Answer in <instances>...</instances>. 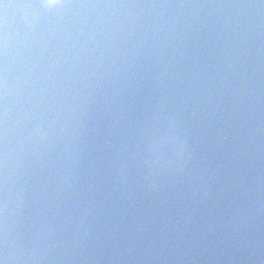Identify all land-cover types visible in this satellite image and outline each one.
<instances>
[{
    "label": "clouds",
    "instance_id": "9594fccd",
    "mask_svg": "<svg viewBox=\"0 0 264 264\" xmlns=\"http://www.w3.org/2000/svg\"><path fill=\"white\" fill-rule=\"evenodd\" d=\"M0 264H264V0H0Z\"/></svg>",
    "mask_w": 264,
    "mask_h": 264
}]
</instances>
